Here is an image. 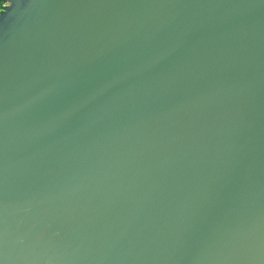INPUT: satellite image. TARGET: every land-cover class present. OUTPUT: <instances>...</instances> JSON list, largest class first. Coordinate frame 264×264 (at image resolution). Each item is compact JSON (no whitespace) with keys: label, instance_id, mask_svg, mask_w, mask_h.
I'll list each match as a JSON object with an SVG mask.
<instances>
[{"label":"water","instance_id":"95a60500","mask_svg":"<svg viewBox=\"0 0 264 264\" xmlns=\"http://www.w3.org/2000/svg\"><path fill=\"white\" fill-rule=\"evenodd\" d=\"M0 264H264V0H0Z\"/></svg>","mask_w":264,"mask_h":264}]
</instances>
